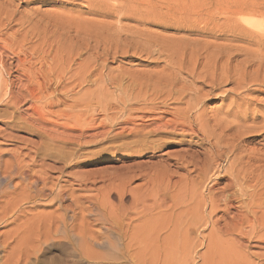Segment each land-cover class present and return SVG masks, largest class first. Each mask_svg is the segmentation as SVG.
Instances as JSON below:
<instances>
[{
	"label": "rangeland",
	"instance_id": "374dc122",
	"mask_svg": "<svg viewBox=\"0 0 264 264\" xmlns=\"http://www.w3.org/2000/svg\"><path fill=\"white\" fill-rule=\"evenodd\" d=\"M141 1L0 0L1 167L6 166L8 159L10 163L18 159L16 163L22 165L19 167L34 170L31 173L35 177L42 176V169L53 177H49V184L57 185L54 189H69L64 206L70 205V195L77 197L73 201L79 200L75 229L73 232L69 229V234L71 238L75 233L80 236L77 244L81 257L69 244L53 237L35 250L28 264H264L263 227L258 223L244 224L240 235L226 231L233 213L244 210L240 200L245 195H240L234 187L228 191L231 196L234 190L236 193L231 197L234 208L227 214L223 205H219L222 209L213 211L210 203L212 195L224 187L225 178L229 177L225 167L232 160L240 162L236 163L237 169L244 167V172L241 168L239 172L249 177L247 187L249 182L251 187L257 185V193L264 191V43L260 40L264 39V0ZM252 34L257 38L249 40ZM204 77L215 78L220 85L211 89L205 83L207 87L202 88L199 82ZM27 85L36 87L38 94L44 89L38 102L32 103L49 120L64 123L63 113H66L69 117L79 116L82 124L93 117L95 126L99 122L112 124L106 115L126 113L121 110L122 101L132 103L138 94L149 97L151 92L153 95L161 90L167 94L169 89L177 97L176 89L179 97H185L183 101L190 100L194 105L190 120L199 134L150 137L151 146L157 144V147L142 153L133 151L135 148L125 149L131 138L109 141L95 137L89 144L86 137L82 139V148L58 139L53 142L27 124L20 125L19 118L29 103L24 102L22 108L16 109L12 102ZM163 97L164 94L160 96ZM232 99L239 116L243 112L251 119L253 114L260 118L255 117V122L246 118L240 122L239 145L244 150L237 157L229 152V136L235 135L237 129L223 128L228 120L234 119L224 114ZM167 104L172 107L174 100ZM139 106L132 104L134 108ZM89 129L86 134L94 131ZM117 131L114 126L110 136ZM250 153L261 154L260 162L240 158ZM209 159L214 161L213 170L205 177L198 175ZM246 164L258 169H248ZM61 165H64L62 173L57 170ZM251 180L256 184L252 185ZM16 181L21 179L11 180L9 190ZM52 195L41 201L47 202L45 208L33 209L25 203L27 206L22 204L17 208L20 211L11 213L18 218L10 216L0 223L2 238L8 236L10 240L7 248H0V264H5L3 259L6 264H12L17 256L25 257L30 252L27 231L40 213H50L49 217H53L51 212L61 213L55 211L57 203ZM68 208L66 222L71 225L72 209ZM253 210L261 216L264 207ZM13 219L16 221L9 223ZM192 224L194 228L190 227ZM17 227L20 233L11 240L10 235Z\"/></svg>",
	"mask_w": 264,
	"mask_h": 264
},
{
	"label": "bare ground",
	"instance_id": "6f19581e",
	"mask_svg": "<svg viewBox=\"0 0 264 264\" xmlns=\"http://www.w3.org/2000/svg\"><path fill=\"white\" fill-rule=\"evenodd\" d=\"M145 2V0H143ZM141 1V2H143ZM138 2V1H137ZM140 3V2H139ZM147 3V1H146ZM125 4V3H123ZM131 4V3H130ZM141 5V4H140ZM155 5V4H154ZM151 6V5H150ZM148 7V6H147ZM121 8V6H120ZM131 8V7H130ZM243 34V33H242ZM255 37L253 34L251 36L248 37L249 40H254ZM261 41H263L264 43V39H261ZM1 61V60H0ZM2 66V65H1ZM17 66V65H16ZM196 67V66H195ZM182 69V68H181ZM190 69V68H189ZM195 69V68H194ZM198 69V68H197ZM2 70V68H1ZM0 70V72H1ZM4 70V69H3ZM188 70V69H187ZM186 70V72H187ZM191 70V69H190ZM179 71V70H178ZM202 71V70H201ZM205 71V70H204ZM177 74L179 72H176ZM182 73V72H181ZM207 72H205L204 74H206ZM20 74V73H19ZM194 74V73H193ZM203 74V75H204ZM213 74V73H212ZM25 75V74H23ZM29 75V74H28ZM27 75V76H28ZM210 76V75H209ZM228 76V75H227ZM19 77V76H17ZM31 77V75H30ZM193 77V75H191V78ZM200 78L198 75L196 76V78ZM32 78V77H31ZM30 78V80H31ZM178 77H176L177 79ZM194 78V77H193ZM221 78V77H220ZM264 78V77H263ZM20 79V77H19ZM27 79V78H26ZM25 79V81H26ZM198 80V79H197ZM223 80V79H222ZM6 81V80H5ZM21 81V80H19ZM175 81V80H174ZM182 81V79H181ZM200 81H202L200 79ZM228 81V80H227ZM171 82V81H170ZM184 81H182L183 83ZM188 82V81H187ZM192 82V81H191ZM222 82V81H221ZM189 83H190V80H189ZM189 83H187L189 85ZM194 83V82H193ZM205 83L211 85V89L214 88L215 86L217 85H220V82H216L215 81V78H210V77H204V81L202 82H199V86L200 87H207L205 86ZM27 84V83H26ZM40 84V83H39ZM168 84V83H167ZM186 84V85H187ZM192 84V83H191ZM173 85V84H171ZM179 85V84H178ZM177 85V87H178ZM183 87H184V84H181ZM180 85V86H181ZM208 85V86H209ZM37 86H40V85H37ZM149 86V85H148ZM179 86V87H180ZM193 86V85H192ZM237 86V85H236ZM168 87V86H167ZM172 87V86H171ZM185 87H188V86H185ZM191 87V85H190ZM194 87V86H193ZM210 87V86H209ZM12 88V87H11ZM10 88V89H11ZM20 88V86H19ZM25 89H22L18 92V94L16 95V100L12 102V105L17 109L18 107H21L23 106L22 104L25 102H28L29 105L27 106V108H25V111H23V117H20V125L22 126L23 124H27V127L29 126V128H32V130H34V132L37 131V133H41V134H44L46 135V137H48L49 139L53 140V142H55V139H58L59 141H62L64 142L65 144L70 142V143H75L78 145V148L81 147L82 148V144H83V141L82 139H85L86 140V137L88 139V143L92 139H95V137H102V139H105V140H109V141H114V140H119V139H122V138H131V143L130 144H126L124 147L125 149H132V148H135L133 151H135L136 153H142L144 151H147L148 149H155L157 147V144H155L154 146H151V143H153V138L152 137H158V138H161V136H177V135H183V136H186V135H197L199 134L197 132L198 129H195L191 120H190V113L192 111V109L194 108V105L192 106V103L190 104V100H185L183 101V99L185 97H179L180 96V93L178 92L179 90H174L175 91V94L177 97H173V91L172 89H169V91H167V94H165V92H162L161 90L160 91H157L159 93H157L155 91L156 94H153L152 95V92L151 94L148 96H146V94H138L134 100H132L133 102L130 103L129 100L127 102L126 101H122V105H123V109H121L122 111L123 110H126V113H123V115L121 116H116L117 113H112V115H106V118L109 120V123L111 122L112 124H105V123H98V125L96 124V126L93 124V121L95 120L93 117L92 118H88V119H85L84 123H80V117L79 116H75L74 117H69L70 114L68 116H66V113H63L65 114V118H66V122L63 123V121L61 123H55L54 120L51 121L49 120V118H46V115L44 113H41L38 111V109L40 107H34L32 101H35L37 99H39L41 96L40 94L43 93V90L40 91L38 94V90L36 91V87L34 88V86L30 87L27 85V87H24ZM44 88V87H43ZM182 88V87H181ZM219 88V87H218ZM216 88V89H218ZM148 89V88H147ZM196 89V88H194ZM193 89V90H194ZM199 89V88H198ZM143 90V89H142ZM141 90V91H142ZM186 90V88H185ZM190 90H192L190 88ZM189 90V91H190ZM203 90V89H202ZM144 91V90H143ZM182 91H184V89H182ZM199 91V90H198ZM14 92V90H13ZM161 92V93H160ZM197 92V91H196ZM10 93V92H9ZM189 93V92H188ZM195 93V92H194ZM228 93V92H226ZM164 94V97L163 98H160V96ZM186 94V93H185ZM196 95H198L197 93H195ZM202 94V93H201ZM200 94V95H201ZM205 94V93H204ZM13 95V94H12ZM10 95V97L12 96ZM191 95V94H190ZM212 95V94H211ZM225 95V94H224ZM204 96V95H203ZM202 96V97H203ZM206 96V95H205ZM9 97V98H10ZM201 97V98H202ZM218 97V96H217ZM8 98V100H10ZM140 98V99H139ZM158 98H160V100L158 101ZM226 98V97H225ZM4 99V98H3ZM13 99V98H12ZM171 99L174 100V104L172 107L169 106V104H167V101H171ZM224 99V98H223ZM238 99V98H237ZM236 99V100H237ZM2 100V99H1ZM227 100V98H226ZM5 101V100H4ZM230 101V100H228ZM242 101V100H241ZM38 102V101H37ZM36 102V103H37ZM117 102V101H116ZM202 102V101H201ZM239 102V100H238ZM11 104V101L9 102ZM8 103V104H9ZM27 103V104H28ZM118 103V102H117ZM170 103V102H168ZM185 104L183 105L184 107H181L179 104ZM223 103V102H222ZM228 102H226L227 104ZM241 103V102H239ZM244 104V102H242ZM250 103V102H249ZM9 104V106H10ZM35 104V103H34ZM50 104V103H49ZM132 104H140V108H134L132 107ZM158 104V105H157ZM247 104V103H246ZM6 105V103H5ZM21 105V106H20ZM142 105V107H141ZM231 105V106H230ZM230 107H228L227 110H223L224 111V114L226 116H232L234 119L232 120H228L227 123L225 124V126L223 128H226L228 131H231V130H235V135H232V136H229L230 137V141H229V144H231V149H229V152L232 153V156L234 155V157H237L236 154L239 156V154H241L243 152L244 149H242V147L240 148V145H239V134L241 133L240 131V128H238L239 126H241V124L243 123V121L245 120V118L247 119L246 121L248 122H255L257 118L259 117H256L254 116V114L252 115V119L247 117V115L244 113H240L241 116H239L238 114V110L236 109V106H235V100L232 99L230 101ZM242 105V104H240ZM245 105V104H244ZM50 106V105H49ZM14 107H11V108H14ZM121 107V106H120ZM243 107V106H241ZM240 107V108H241ZM22 108V107H21ZM200 108V107H199ZM203 108V107H201ZM48 109V108H46ZM115 109V108H114ZM239 109V107H238ZM24 110V109H23ZM40 110V109H39ZM42 110V108H41ZM49 110V109H48ZM120 110V109H119ZM118 110V111H119ZM255 110V109H254ZM15 111V110H14ZM19 110H17V113H18ZM51 111V110H50ZM242 111H244V109H242ZM261 111V110H260ZM13 112V111H11ZM53 113V111H51ZM195 112V111H194ZM245 112H246V109H245ZM253 112V110H252ZM20 113V112H19ZM49 113V112H48ZM58 113V112H57ZM255 113H256V110H255ZM262 113V112H261ZM59 114V113H58ZM63 114H60V115H63ZM76 114V113H75ZM119 114V113H118ZM197 114V112H196ZM77 115V114H76ZM167 115H170L171 117H167ZM198 115V114H197ZM256 115V114H255ZM91 116V115H90ZM262 116H263V113H262ZM48 117V116H47ZM50 117V116H49ZM197 117V116H196ZM195 117V119H196ZM256 117V119H255ZM52 118V117H51ZM105 118V119H106ZM193 118V117H192ZM237 118V120H235ZM263 118V117H262ZM194 119V120H195ZM251 119V120H250ZM260 119V118H259ZM225 120V119H224ZM264 120V119H262ZM104 121V120H103ZM102 121V122H103ZM193 121V120H192ZM60 122V121H59ZM71 122V123H70ZM95 122V121H94ZM105 122V121H104ZM219 122V121H218ZM241 122V124H240ZM245 122V121H244ZM261 122V120H260ZM108 123V122H107ZM216 123V122H215ZM17 124V123H16ZM255 124V123H253ZM18 125V124H17ZM16 125V126H17ZM200 125V124H199ZM202 125V124H201ZM248 125V124H247ZM114 126H117V129L119 131L115 132L113 135L110 136V132L112 130V128ZM20 127V126H19ZM24 127V126H23ZM59 128H61L62 130H58ZM89 128L91 129H95L97 130L96 132H90L89 134H86V132L88 130H90ZM218 128V127H217ZM251 128H254V127H251ZM264 128V126H263ZM31 130V129H30ZM221 130V129H220ZM225 130V129H224ZM243 130V129H242ZM247 130V129H246ZM264 130V129H263ZM202 131V130H201ZM223 132V131H222ZM226 132V131H225ZM35 134V133H34ZM228 134V133H227ZM242 134V133H241ZM246 134V132H245ZM262 134V133H261ZM37 135V134H35ZM226 135V133L224 134ZM230 135V134H228ZM255 135V134H254ZM40 136V134H39ZM223 136V135H222ZM150 137L152 138L150 140ZM178 137V136H177ZM182 137V136H181ZM190 138V137H189ZM200 138V137H199ZM198 138V139H199ZM100 139V138H99ZM99 139L95 140V141H100ZM162 139V138H161ZM183 139V138H182ZM180 139V142L181 140ZM192 139V137L190 138ZM204 139V138H203ZM262 139V138H261ZM104 140V141H105ZM160 142V139H155L154 141H157ZM185 140V139H184ZM202 140V139H201ZM206 140V139H205ZM210 140V139H208ZM58 141V142H59ZM94 141V140H93ZM103 141V140H101ZM190 141V140H188ZM194 141V140H193ZM214 141H217L216 138ZM226 141V140H225ZM248 141V140H247ZM57 142V141H56ZM61 142V143H62ZM85 142V141H84ZM213 142V141H211ZM244 142H246L244 140ZM250 142V141H248ZM89 143V144H90ZM94 143V142H93ZM189 143V142H188ZM203 143V142H202ZM206 143V142H205ZM208 143V142H207ZM215 143V142H214ZM222 143V142H221ZM227 143V142H226ZM263 143V142H262ZM86 144V143H85ZM196 144V143H195ZM199 144V143H198ZM201 144V143H200ZM199 144V145H200ZM204 144V143H203ZM70 145V144H69ZM74 145V144H73ZM76 145V146H77ZM197 145V144H196ZM209 145V144H208ZM221 145V144H220ZM193 146V145H192ZM202 146V145H200ZM205 146V145H204ZM210 146V145H209ZM215 146V145H214ZM226 146V145H225ZM244 146V145H243ZM207 147V146H206ZM262 147V146H261ZM57 148V147H55ZM77 148V149H78ZM203 148V147H201ZM205 148V147H204ZM53 149V148H52ZM59 149V147H58ZM76 149V148H75ZM74 149V151H75ZM76 149V151H77ZM206 149V148H205ZM225 149V148H224ZM60 150V149H59ZM191 150V149H190ZM212 150V148H211ZM214 150V149H213ZM220 150V149H219ZM218 150V152H219ZM227 150V149H226ZM225 150V151H226ZM251 150V148H250ZM249 150V151H250ZM188 151V150H186ZM204 151V149H203ZM209 151V150H208ZM264 151V149H263ZM262 151V152H263ZM54 152V150H53ZM58 152V151H57ZM61 152V151H60ZM193 152V150H192ZM196 152V151H195ZM207 152V150H206ZM211 152V151H210ZM217 152V154H218ZM223 152V149L222 151ZM248 152V150H247ZM255 152V150H254ZM52 153V152H51ZM59 153V152H58ZM214 153V151H213ZM257 153V152H256ZM55 154V153H53ZM72 154V153H71ZM74 154V152H73ZM197 154V153H196ZM195 154V155H196ZM215 154V155H217ZM220 154V153H219ZM224 153H222L221 155H223ZM229 154V153H228ZM13 155V154H12ZM49 155H51L49 153ZM56 155V154H55ZM60 155H63V154H60ZM256 154L254 153H250L248 155H245V156H241L240 155V158L242 160H245L244 158H246V162H250L252 159H257L259 161V158H260V155L259 156H255ZM264 155V154H263ZM17 156V155H16ZM15 156V157H16ZM23 156V155H22ZM21 156V157H22ZM74 156V155H73ZM210 156V155H209ZM214 156V155H213ZM218 156V155H217ZM13 157V156H12ZM48 157V156H46ZM51 157V156H50ZM62 157V156H61ZM60 157V158H61ZM183 157V156H182ZM201 157V155L199 156V158ZM211 157V156H210ZM227 157V156H226ZM230 157V156H229ZM227 157V158H229ZM262 157V156H261ZM17 158V157H16ZM31 158V157H30ZM63 158V157H62ZM185 158V157H184ZM205 158V157H204ZM224 159V157H222ZM1 159L2 157L0 158V223L1 222H5L7 221V219L12 216L11 213H13L17 208L19 209V207L22 205V204H31L32 208H37V207H41L43 206L45 208L46 205H44V203L46 202H41L42 200L46 199L45 197H48L49 194H53L54 195V198L53 200L57 203V207L55 209V211H58V210H61V213H56L54 212L52 214L51 212V215L53 217H49L50 213L46 214H42L40 213L37 218L32 222V226H31V229H29L27 231V237L26 239L28 240H31V248L28 250L30 251L27 255H25V257H22V256H17L16 257V260L13 262L12 260V264H28L32 258V255L35 254V250L40 247V245L43 243V242H47L49 239H52L53 237H58L59 239L63 240L65 243L69 244L73 251H75V253L79 254L80 255V250H79V247H78V240L80 239V236L78 235V233H75V234H72V238L69 234V229L73 232V230L75 229V226L74 224H76V218L78 217L79 213H78V202L79 200H74L73 201V196L71 198V195H70V205H67V206H64L63 201L69 197V189L66 191L64 188H58L57 190L54 189L57 188L56 186H54L53 184H49V177L51 176H48L45 172L46 171H42V169L40 170L41 172H43L42 176H36L30 172L31 169H28V167L24 168H20L21 166L19 164L16 163V160L15 159V162L14 163H10L9 160L10 159H6L8 163H10L9 165L4 164V168L1 167ZM32 159V158H31ZM64 159V158H63ZM194 159V158H193ZM219 158H217L218 160ZM226 159V158H225ZM4 160V159H3ZM13 160V159H12ZM21 160V159H20ZM169 160V159H168ZM181 160V159H180ZM179 160V161H180ZM203 160V159H202ZM206 160V159H205ZM220 160V159H219ZM5 161V160H4ZM42 161V160H41ZM184 161V160H183ZM199 161V160H198ZM197 161V163H198ZM237 161V159H236ZM3 162V161H2ZM32 162V161H31ZM44 162V161H42ZM41 162V163H42ZM63 162V160H62ZM167 162V161H165ZM182 162V160H181ZM213 160L212 159H209L205 162V165L204 167L201 169L200 173L198 175L202 176V177H205L210 171L213 170ZM229 162V161H228ZM260 162V161H259ZM22 163V162H21ZM36 163H38V161H36ZM168 163V162H167ZM176 163V162H175ZM178 163V162H177ZM186 164V162H184ZM191 163V162H190ZM238 163V162H236ZM236 163H235V160H232L228 163V166H226L225 170L227 173V176L229 174V177L228 178H225V177H222V179L225 178V185L223 188H218L219 191L217 192L218 194L215 196L214 194L212 195V200L210 201L211 203V209L213 211L217 210V209H220L221 207H219V205H223V212H226L227 214V211L230 210V209H233L234 207L232 206L231 204V197L235 196L234 193L235 190L233 191L232 193V196L228 194V191L231 189V188H235V189H238L239 190V194L240 195H245L244 199L240 200L241 202V207H243V211H239V212H236V213H233V216H232V221L229 225H227V233L229 234H232V233H236L238 232H241L242 231V227L244 226V224H247V225H250V226H253L254 224L258 223L261 227L264 228V211L262 213L261 216H257V212L254 211L253 209L255 208H258V209H261L264 207V191L263 193H257V190H255V185L254 187H251L249 182H248V186L247 187V179L249 177H247L246 174H243L242 171H243V168L244 167H239L237 169L236 167ZM240 163V162H239ZM238 163V164H239ZM245 163V162H244ZM251 163H254L251 162ZM24 164V163H22ZM26 164V163H25ZM24 164V166H25ZM174 164V163H173ZM183 164V163H182ZM184 166H187L185 165ZM189 164V162L187 163ZM194 164V163H193ZM248 164V163H247ZM246 164V165H247ZM29 166H32L31 164H28ZM34 165V163H33ZM37 165V164H35ZM65 165V164H64ZM64 165H61V167L58 166V171L62 173V169L64 168ZM200 164H198L199 166ZM203 165V164H202ZM250 165V164H249ZM255 165V164H254ZM258 165V164H257ZM260 165V164H259ZM262 165V163H261ZM2 166H3V163H2ZM20 166V167H19ZM27 166V164H26ZM41 168H42V165H40ZM44 166V165H43ZM63 166V167H62ZM67 166V165H66ZM65 166V167H66ZM194 166V165H193ZM197 166V165H196ZM195 166V167H196ZM197 166V168H198ZM241 166V165H240ZM39 167V165H38ZM51 167V165H50ZM55 167V166H54ZM53 167V168H54ZM248 167V165H247ZM250 167H254V166H250ZM248 167V169L250 168ZM256 167V166H255ZM254 167V168H255ZM30 168V167H29ZM33 169L35 168L32 167ZM178 168V167H177ZM201 168V166H200ZM240 168H241V173L239 172L240 171ZM49 169V168H48ZM247 169V170H248ZM256 169V168H255ZM258 169V168H257ZM256 169V170H257ZM37 170V169H36ZM43 170H46V169H43ZM50 170H52L50 168ZM252 170V169H250ZM248 170V171H250ZM49 172V171H48ZM244 172V171H243ZM258 172V171H257ZM256 172V174H257ZM172 173V172H171ZM195 173V172H193ZM225 173V172H223ZM239 173L241 175H239ZM251 173V172H250ZM170 174V173H169ZM249 174V173H248ZM226 175V174H224ZM259 177V173L257 174ZM165 176V175H164ZM163 176V177H164ZM15 177H18L21 179L20 182H17L16 184L12 185V188L9 190L8 189V186H9V182L11 180H13ZM256 177V176H255ZM254 177V178H255ZM53 178V177H51ZM58 177H56L57 179ZM168 178V177H167ZM210 178V177H209ZM221 178V177H220ZM59 179V178H58ZM57 179V180H58ZM164 179V178H163ZM200 179V178H199ZM198 179V180H199ZM166 180V178H165ZM169 180V178H168ZM254 180V179H252ZM252 180L250 182H252ZM256 180V178H255ZM52 181V180H51ZM54 181V180H53ZM171 181V179L169 180ZM168 181V182H169ZM257 181V180H256ZM173 182V181H172ZM200 182V181H199ZM202 182V181H201ZM222 182V181H221ZM53 183V182H51ZM56 183V182H55ZM167 183V181H166ZM203 183V182H202ZM253 183V182H252ZM251 183V184H252ZM58 184V183H57ZM169 185V183H167ZM166 184V185H167ZM171 184V183H170ZM214 184V183H213ZM219 184V183H218ZM224 184V183H223ZM256 184L253 183L252 185ZM173 185V183H172ZM171 185V186H172ZM174 185H175V182H174ZM60 186V185H59ZM65 186V185H63ZM62 187V186H61ZM68 187V186H66ZM65 187V188H66ZM170 187V185H169ZM221 187V186H219ZM252 188V189H250ZM212 189V188H211ZM217 189V188H216ZM20 190L21 192L20 193H17V191ZM56 190V191H54ZM72 190V189H71ZM125 190V189H124ZM123 190V191H124ZM210 190V189H209ZM215 191V190H214ZM217 191V190H216ZM231 191V190H230ZM229 191V192H230ZM125 192V191H124ZM227 192V193H226ZM262 192V191H261ZM46 193L48 194L46 196ZM70 193H73V192H70ZM210 193H211V190H210ZM216 193V192H215ZM124 193H122L123 195ZM53 195L51 197H53ZM120 195V194H119ZM211 195V194H210ZM238 195V194H236ZM239 196V195H238ZM237 196V197H238ZM49 197V198H51ZM121 195L119 196L120 200H121ZM77 198V197H75ZM236 198V197H235ZM239 198V197H238ZM243 198V197H241ZM52 199V198H51ZM68 200V199H67ZM135 200V199H133ZM246 200L248 202H246ZM48 201V200H47ZM51 202V200H49ZM47 203V202H46ZM25 204V205H26ZM51 205V203H50ZM54 205V203H53ZM239 205V204H238ZM27 206V205H26ZM49 206V205H48ZM68 207H71L70 209ZM21 208V207H20ZM25 208V207H24ZM67 208L68 210H71V216H70V219H71V225L68 224L66 222V211H67ZM17 211H20L18 210ZM23 209V208H22ZM31 209V208H30ZM222 209V208H221ZM235 210V209H234ZM28 211V210H27ZM54 211V210H53ZM222 211V210H221ZM233 211V210H232ZM26 212V211H25ZM15 213V212H14ZM17 213V212H16ZM20 213V212H19ZM24 213V211H23ZM22 213V214H23ZM229 213V212H228ZM21 214V213H20ZM25 214V213H24ZM78 214V215H77ZM224 214V213H223ZM19 215V214H18ZM14 216V215H13ZM12 216V217H13ZM14 217H17V216H14ZM18 218V217H17ZM16 219H13L12 221L8 222L11 223V222H15ZM18 221V220H17ZM74 223V224H73ZM8 224V223H7ZM2 225V224H1ZM6 225V224H5ZM4 225V226H5ZM12 225V224H11ZM14 225V224H13ZM195 225V224H194ZM194 225H190L193 226L194 228ZM3 226V227H4ZM9 226V225H8ZM52 226H54V230L52 229ZM189 226V225H188ZM249 226V227H250ZM61 227H62V230H61ZM190 227L188 229H190ZM52 230L54 231L55 234H52ZM193 230V229H192ZM188 231V230H187ZM190 231V230H189ZM188 231V233H189ZM192 232V231H191ZM4 233V232H2ZM6 233V232H5ZM18 227L16 229H14L10 235V238L12 240V238L16 237L18 235ZM242 233V232H241ZM240 233V234H241ZM245 233V232H244ZM237 234V233H236ZM239 234V235H240ZM243 234V233H242ZM3 235V234H2ZM2 235L0 234V248L4 249V248H7L8 247V244H9V241H8V236H6L4 239L2 238ZM247 235V234H246ZM243 236V235H242ZM248 236V235H247ZM75 237V238H73ZM9 238V239H10ZM22 240V239H21ZM12 244V243H11ZM43 245V244H42ZM10 246V245H9ZM22 248V247H21ZM0 249V250H1ZM7 250V249H6ZM3 251V250H2ZM5 251V250H4ZM3 251V252H4ZM13 251V250H11ZM22 252H20L19 250V253L20 254ZM40 253V252H39ZM10 254V253H9ZM9 254H6L9 258ZM12 254V253H11ZM15 254V253H14ZM13 254V256H14ZM17 254V255H18ZM4 255V256H6ZM16 255V254H15ZM21 255V254H20ZM31 255V256H30ZM11 256V255H10ZM12 257V256H11ZM10 257V259H11ZM81 257V255H80ZM7 258V257H5ZM15 258V257H14ZM13 259V258H12ZM5 260V261H4ZM9 260V259H8ZM21 260V261H20ZM3 261L5 262L6 264V259H3ZM9 263V262H8ZM7 263V264H8ZM11 263V262H10Z\"/></svg>",
	"mask_w": 264,
	"mask_h": 264
}]
</instances>
